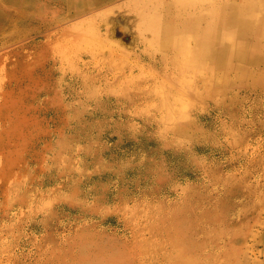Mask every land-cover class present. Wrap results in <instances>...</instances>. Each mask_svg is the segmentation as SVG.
<instances>
[{
    "label": "rangeland",
    "instance_id": "obj_1",
    "mask_svg": "<svg viewBox=\"0 0 264 264\" xmlns=\"http://www.w3.org/2000/svg\"><path fill=\"white\" fill-rule=\"evenodd\" d=\"M145 1L0 0V264H264V38L181 89Z\"/></svg>",
    "mask_w": 264,
    "mask_h": 264
},
{
    "label": "bare ground",
    "instance_id": "obj_2",
    "mask_svg": "<svg viewBox=\"0 0 264 264\" xmlns=\"http://www.w3.org/2000/svg\"><path fill=\"white\" fill-rule=\"evenodd\" d=\"M151 1L157 2L151 4L154 6L152 16L147 17L145 10L140 11V24L145 20L152 28L156 42L149 44L151 53L172 51L173 63L181 72L179 77L184 78L179 88L186 90L191 81L186 78L191 75L192 81L193 76H198L206 83L210 70L217 73L231 68L242 78L246 72L238 61L244 56L252 64L262 61L260 38H264V0H233V4L223 0ZM175 9L182 15L175 16ZM176 253L178 263L184 261V249Z\"/></svg>",
    "mask_w": 264,
    "mask_h": 264
},
{
    "label": "crops",
    "instance_id": "obj_3",
    "mask_svg": "<svg viewBox=\"0 0 264 264\" xmlns=\"http://www.w3.org/2000/svg\"><path fill=\"white\" fill-rule=\"evenodd\" d=\"M221 1V0H220ZM225 3H227V4H233V3H235V1H233V0H223ZM209 18H210V16H209ZM246 60V57L244 56V57H241V59H239V61H245ZM238 61V62H239ZM247 61V60H246Z\"/></svg>",
    "mask_w": 264,
    "mask_h": 264
}]
</instances>
